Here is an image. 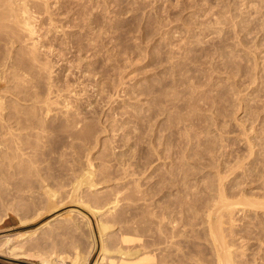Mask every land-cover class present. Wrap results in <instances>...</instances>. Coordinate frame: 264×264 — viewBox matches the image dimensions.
<instances>
[{
    "label": "rangeland",
    "instance_id": "1",
    "mask_svg": "<svg viewBox=\"0 0 264 264\" xmlns=\"http://www.w3.org/2000/svg\"><path fill=\"white\" fill-rule=\"evenodd\" d=\"M28 2L32 39L0 32V255L264 264V0Z\"/></svg>",
    "mask_w": 264,
    "mask_h": 264
},
{
    "label": "bare ground",
    "instance_id": "2",
    "mask_svg": "<svg viewBox=\"0 0 264 264\" xmlns=\"http://www.w3.org/2000/svg\"><path fill=\"white\" fill-rule=\"evenodd\" d=\"M28 1H30V0H0V32L1 31H3V32H6L8 35L9 34H13V33H16V32H18L19 34L20 33H24L25 34V36L27 37V38H29V40H31L32 39V37H33V35H35V29H34V24L32 25V23H31V20H33L32 19V15L34 14H32V12L30 13V7H32V6H30L29 7V3L30 2H28ZM36 4V3H35ZM46 4V3H45ZM31 5V4H30ZM38 7V6H37ZM42 8V7H41ZM36 9V8H35ZM36 22V21H35ZM55 31V30H54ZM17 33V34H18ZM22 33V34H23ZM5 34V33H4ZM19 34H18V36H19ZM21 34V35H22ZM14 36V35H13ZM17 36V35H16ZM17 40H19V39H17ZM24 41H26V40H24ZM30 43V42H29ZM34 43V42H33ZM24 44V43H23ZM23 46H25V45H23ZM34 46V45H33ZM90 46V45H89ZM90 49V48H89ZM82 55V54H81ZM84 63V62H83ZM48 106V105H47ZM47 108V107H46ZM220 200V199H219ZM262 204V203H261ZM161 215V214H160ZM172 215V214H171ZM208 216V215H207ZM159 217H161V216H159ZM169 217V216H168ZM166 219V218H165ZM210 220V219H209ZM165 222V221H164ZM170 222H171V220H170ZM144 222H142V224H143ZM169 225V224H168ZM174 225V224H173ZM204 225V224H203ZM171 227H173L172 225H170ZM176 226V225H175ZM214 226H216V225H214ZM213 225H212V228H211V226L209 225V227H210V229L209 230H211V229H214V228H217L216 230H218V227L216 226V227H214ZM165 227H166V225H165ZM178 227H179V225H178ZM140 228V227H139ZM147 228V227H146ZM162 228V227H161ZM143 229V228H142ZM155 229V228H154ZM156 229H158V228H156ZM175 229V228H174ZM177 229V228H176ZM215 229L213 230V233H215V231H216ZM156 231V230H155ZM166 231V230H165ZM175 231V230H174ZM183 231H184V229H183ZM212 231V230H211ZM152 232V231H151ZM154 232V231H153ZM168 233H170V232H168ZM168 233H167V235H168ZM148 234V233H147ZM170 234H172V232L170 233ZM174 234H176V232L174 233ZM179 234V233H178ZM211 234V236L213 235L212 233H210ZM216 234V233H215ZM213 235L212 237L213 238H215L214 240H215V242L217 243L218 241H216L218 238L216 237V235ZM182 235V234H181ZM176 236V235H175ZM179 236V235H178ZM152 237V236H151ZM161 237V236H160ZM159 237V238H160ZM169 237V236H168ZM172 237V239H173V235L171 236ZM181 237V236H180ZM157 238V237H156ZM158 238V239H159ZM170 238V237H169ZM175 238H177V237H175ZM220 238V237H219ZM157 239V240H158ZM161 239V238H160ZM162 239H164V238H162ZM166 239H167V236H166ZM182 238H180V240H181ZM212 239V238H211ZM169 239H167V241H168ZM171 240V239H170ZM221 240V239H220ZM153 241V240H152ZM165 242H167L166 240H164ZM172 241V240H171ZM174 241V240H173ZM173 241L172 242H170V243H173ZM211 241V240H210ZM223 240H221L220 241V244H221V242H222ZM161 242V241H160ZM163 242V241H162ZM214 242V243H215ZM170 243H168L167 242V244H170ZM176 243H177V241H176ZM219 243V242H218ZM154 244V243H153ZM162 244V243H161ZM212 244H213V242H212ZM223 244V243H222ZM222 244L221 245H219L220 247L222 246ZM181 245V244H180ZM179 245V246H180ZM217 245V244H216ZM147 246V245H146ZM218 246V247H219ZM141 248H142V246H140ZM169 247V246H168ZM214 247H216L217 248V246H215V244H214ZM226 247V245L224 246V248ZM170 248V247H169ZM174 248H175V246H174ZM184 248V247H183ZM182 248V249H183ZM215 248V249H216ZM223 248V249H224ZM159 249V248H158ZM158 249H156V250H158ZM162 249V248H161ZM171 249V248H170ZM222 249V250H223ZM142 250H143V248H142ZM165 250V249H164ZM163 250V251H164ZM168 250V249H167ZM173 250H175V249H173ZM217 251H216V253H218L219 254V250H220V248L219 249H216ZM159 251V250H158ZM139 252V251H138ZM138 252H136V253H134V254H126L125 252H121V255L123 256V255H126L125 257H131V256H133V255H136V254H138ZM162 252V251H161ZM167 252V253H166ZM166 252H162V253H166V254H170V253H168V251H166ZM169 252H171V251H169ZM181 252V251H180ZM220 252H223V251H221L220 250ZM147 253V252H146ZM179 253V252H178ZM215 253V254H216ZM3 254V253H2ZM166 254H164V255H166ZM156 255H158V254H156ZM162 255V254H161ZM163 255V256H164ZM7 256L8 257H10V258H14V259H37V261H39V263H41V264H60V262L59 261H61V255H58V254H56L55 255V257H51V256H49V257H42V256H37V255H27V254H22V253H20V252H18V251H15L14 249H12V250H7ZM162 256V257H163ZM172 256V255H171ZM219 256L220 255H218V260H220L219 259ZM121 257V256H120ZM123 258L122 257V259L120 260L121 261V263L122 264H126V260H127V258ZM161 257V258H162ZM168 257V256H167ZM221 257H223L222 255H221ZM220 257V258H221ZM170 258V257H169ZM225 258V257H224ZM130 258H128V260H129ZM171 259V258H170ZM87 259H84L83 260V262L81 263V264H87L88 263V261H86ZM222 260H224V259H222ZM221 260V261H222ZM147 260H143L142 262H146ZM221 261H219V264H222V262ZM162 262V261H161ZM224 262V261H223ZM228 262V261H227ZM74 264H76V262H74ZM80 264V263H79ZM228 264V263H227Z\"/></svg>",
    "mask_w": 264,
    "mask_h": 264
},
{
    "label": "crops",
    "instance_id": "3",
    "mask_svg": "<svg viewBox=\"0 0 264 264\" xmlns=\"http://www.w3.org/2000/svg\"><path fill=\"white\" fill-rule=\"evenodd\" d=\"M0 264H41V263L33 261V260L14 259V258L0 255Z\"/></svg>",
    "mask_w": 264,
    "mask_h": 264
}]
</instances>
